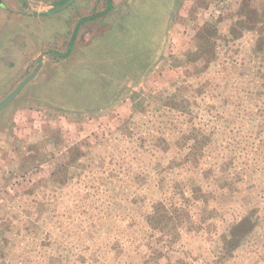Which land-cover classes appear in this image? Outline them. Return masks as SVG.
I'll list each match as a JSON object with an SVG mask.
<instances>
[{"label": "rangeland", "instance_id": "rangeland-1", "mask_svg": "<svg viewBox=\"0 0 264 264\" xmlns=\"http://www.w3.org/2000/svg\"><path fill=\"white\" fill-rule=\"evenodd\" d=\"M65 1L0 0V100L42 57L0 110V264H264V0Z\"/></svg>", "mask_w": 264, "mask_h": 264}, {"label": "water", "instance_id": "water-1", "mask_svg": "<svg viewBox=\"0 0 264 264\" xmlns=\"http://www.w3.org/2000/svg\"><path fill=\"white\" fill-rule=\"evenodd\" d=\"M75 0H66L63 4L56 6L52 11H58L68 7L71 3ZM39 67L42 63V57H39ZM39 67L33 71L30 75H28L25 79H23L6 97L0 100V110L7 106L19 93L20 91L26 86V84L35 76Z\"/></svg>", "mask_w": 264, "mask_h": 264}, {"label": "crops", "instance_id": "crops-1", "mask_svg": "<svg viewBox=\"0 0 264 264\" xmlns=\"http://www.w3.org/2000/svg\"><path fill=\"white\" fill-rule=\"evenodd\" d=\"M75 2H76V0H75L73 3H71L69 6H71L72 4H75ZM69 6L66 7V8H64V9L58 10V11H56V12H62V10H67V8H69ZM112 7H113V1H112L111 5H110L109 2L107 1L106 8L103 9V11H101L100 15H98L97 18L100 17V16L102 17V15H104V16L107 15L108 12L112 9ZM53 9H54V8H53ZM53 9H51V10L49 11L50 14H51V13L56 14L55 11L52 12ZM51 15H52V14H51ZM94 19H96V18H94ZM94 19H89V20H94ZM86 21H87V20H86ZM81 23H82V22H78V26L76 27V29H75V31H74V35L72 36V38H71V40H70V43L73 41V44H72L70 50H69L70 44H69V47H68V52H70V53H71V51L73 50V46H74V44H75V42H76L75 39H76L77 33H78V31H79V26L81 25ZM83 70H84V69H81L80 71H83ZM86 70H87V69H86ZM26 85H27V84H26Z\"/></svg>", "mask_w": 264, "mask_h": 264}, {"label": "trees", "instance_id": "trees-1", "mask_svg": "<svg viewBox=\"0 0 264 264\" xmlns=\"http://www.w3.org/2000/svg\"><path fill=\"white\" fill-rule=\"evenodd\" d=\"M108 2H109V4L111 5V3H112V0H108ZM89 18H91V17H89ZM72 44H73V41L70 43L69 50L71 49V46H72Z\"/></svg>", "mask_w": 264, "mask_h": 264}]
</instances>
